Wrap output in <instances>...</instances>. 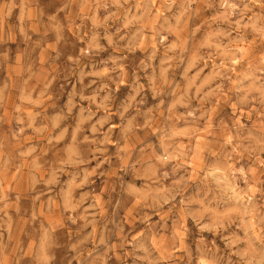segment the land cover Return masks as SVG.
Masks as SVG:
<instances>
[{"label":"rangeland","instance_id":"rangeland-1","mask_svg":"<svg viewBox=\"0 0 264 264\" xmlns=\"http://www.w3.org/2000/svg\"><path fill=\"white\" fill-rule=\"evenodd\" d=\"M0 264H264V0H0Z\"/></svg>","mask_w":264,"mask_h":264}]
</instances>
